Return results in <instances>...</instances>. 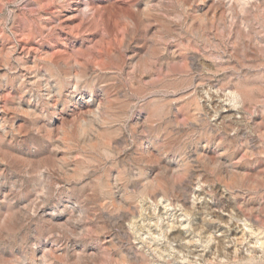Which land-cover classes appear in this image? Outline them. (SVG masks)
I'll return each instance as SVG.
<instances>
[{"label": "rangeland", "instance_id": "374dc122", "mask_svg": "<svg viewBox=\"0 0 264 264\" xmlns=\"http://www.w3.org/2000/svg\"><path fill=\"white\" fill-rule=\"evenodd\" d=\"M56 1L57 6L49 0L0 2V264H264V137L257 132L258 125L264 128V104L247 106L243 117L207 132L212 122L207 98L201 89L198 100L206 108L194 119L191 93L206 72L204 65L213 61L221 66L213 81L247 82L264 100V53L258 57L250 50L257 58L251 68L239 64V58L255 60L240 46L246 37L204 26L200 16L212 10L202 0H115L114 13L107 0ZM143 3L152 13L146 24L136 13ZM256 8L249 15L251 25L264 40V3ZM120 11L129 15L133 34L118 17ZM102 16L108 29L94 27ZM217 35L230 40L222 48L207 41ZM152 36L166 49L162 55L150 54L140 43ZM238 45L241 51L235 52ZM173 49L178 56L169 62L176 68L157 75L154 71L163 70L159 60ZM47 56L89 66L80 92L86 96L82 116L94 123L91 135L79 137L77 99H67L61 65L44 60ZM184 65L191 72L181 73ZM89 86L98 99L91 104ZM54 87L49 96L47 88ZM74 96L79 99L80 93ZM208 135L215 143L206 150L224 159V181L196 156ZM90 137L102 144L89 145ZM232 171L239 182L228 181ZM108 174L115 196L126 205L122 211L108 197ZM157 181H162L159 186ZM196 191L202 197L196 206L217 205L222 211L224 239L207 243L209 251L192 257L170 245L172 214H162L152 200L166 193L186 202L191 214L180 223L193 225Z\"/></svg>", "mask_w": 264, "mask_h": 264}, {"label": "bare ground", "instance_id": "6f19581e", "mask_svg": "<svg viewBox=\"0 0 264 264\" xmlns=\"http://www.w3.org/2000/svg\"><path fill=\"white\" fill-rule=\"evenodd\" d=\"M93 1V0H92ZM115 0H107V2L109 3L107 8L108 10L110 11H115V6L116 4L114 3ZM203 2L206 3V5H210L207 6L208 8H211L212 12H205L202 13L203 15L200 16L201 18V23L206 26V23L207 25L209 24V27L212 25H215L217 26L216 30H220L222 33L224 31H234V35L238 36V37H241V36H244L246 38H248V40L245 38V40L243 41H240V46L242 47V49L244 50H248L249 51V55L250 56H253L252 53H250V50L253 51V50H256V51H253L254 52V56H258L263 54L264 53V40L261 39L259 33H256L253 28H252V25H251V20H250V13L253 14L254 16V13L256 11V7L261 4V3H264V0H202ZM201 1V2H202ZM0 2H2V0H0ZM58 3L56 0H49V4L51 6H54L56 5V3ZM210 2H213L212 4H210ZM48 4V3H47ZM107 5V4H106ZM226 5V8L229 10L227 15L224 14V6ZM57 6V5H56ZM43 7V6H42ZM206 7V6H205ZM207 8V9H208ZM205 9V10H207ZM106 9H104V12H105ZM61 11V10H60ZM99 11V9H98ZM103 11V10H101ZM151 11V8L150 7H147V3H143L142 5L138 6L137 7V15L138 17H140V22L142 24H146V22H149L150 21V16L152 13H150ZM118 12V11H117ZM227 12V11H226ZM225 12V13H226ZM102 13V12H101ZM108 13H110L108 11ZM107 13V14H108ZM114 13V12H113ZM126 13V12H125ZM211 13V15H210ZM251 14V16H252ZM112 15V14H111ZM200 15V14H199ZM97 16V15H96ZM113 16H115L113 14ZM106 17V16H105ZM105 17H101L94 22L95 24V28L98 29V27L100 26H104L108 29L107 27V23L108 21L106 20ZM118 17L121 18V20L123 19V21H125V23H127V31H129V34H133V23L131 22V20H129V15L127 14H124L123 11L119 12L118 13ZM116 17V18H118ZM196 17V16H195ZM49 21L52 19V17H48ZM97 18V17H95ZM199 18V17H198ZM254 18V17H253ZM256 18V17H255ZM95 20V19H94ZM113 20H117V19H113ZM120 20V21H121ZM122 21V22H123ZM199 21V23H200ZM53 22V21H52ZM50 25H52L51 22H48ZM119 23V22H118ZM48 24V25H49ZM123 24V23H122ZM109 25V24H108ZM93 26V25H92ZM201 26V25H200ZM203 26V28H204ZM47 27V26H46ZM53 27V26H52ZM52 27H50V29H52ZM56 27V26H55ZM208 27V26H207ZM214 27V26H213ZM58 28V27H57ZM202 28V27H201ZM206 28V27H205ZM211 28V27H210ZM97 29L95 31H97ZM102 29V28H101ZM170 29V28H169ZM207 29V28H206ZM101 31H104V30H101ZM54 32V31H53ZM35 33V32H34ZM44 33V32H43ZM96 33V32H95ZM212 33V32H211ZM30 34H33V33H30ZM104 34V33H103ZM215 34V33H214ZM227 34V33H226ZM34 35V34H33ZM41 35V34H40ZM230 35V34H229ZM44 36V35H43ZM42 36V37H43ZM102 36V35H101ZM214 36V35H213ZM224 36V34H223ZM227 36V35H226ZM31 37V36H30ZM34 37V36H32ZM41 37V38H42ZM46 37V36H45ZM220 37V36H219ZM218 35H217V38L215 40L211 39V38H207V41H209V43H214L216 42V44H218L219 46L224 47V43L225 42H229L230 38L227 40H224L222 39L221 37L219 38ZM235 37V36H234ZM238 37H235L236 38V41L239 42L240 39H238ZM206 39V36L204 37ZM242 38V37H241ZM29 39V38H28ZM27 39V41H28ZM31 39V38H30ZM234 39V38H233ZM250 39V40H249ZM129 39H127L125 41V44L126 46L128 47L129 45ZM143 40V39H142ZM235 40V39H234ZM40 41V40H39ZM235 41V42H236ZM18 42V41H17ZM143 46H147L148 45V49H149V52L150 54H160L162 55L161 53L166 51L165 48H161L162 46L159 44V42L156 40V37L155 36H152L148 39V37H145V41L143 40L142 42ZM208 43V42H207ZM213 43V44H214ZM34 44V43H33ZM32 44V45H33ZM253 44H255L257 46V49H255L253 47ZM27 45V44H26ZM239 45H238V48L236 47L235 48V52H240L241 50L239 49ZM237 46V45H236ZM188 48V47H187ZM165 49V51H164ZM169 49V48H168ZM189 49V48H188ZM187 49V50H188ZM192 50V49H191ZM171 51V50H170ZM189 51V50H188ZM133 52V51H132ZM130 54V59L132 61V63L135 61V54L132 53ZM178 52V51H177ZM174 49L172 50L171 52V56L168 58L167 56H162L161 59L159 60V67H162L163 70H161V68H158L156 71H154V66H151L148 67L146 66V68H150V71H154L157 75L161 76L163 75V73H171L172 70L174 68H176V66H172L170 65L171 63L169 62V59L171 58H175L178 56V53H177ZM190 52V51H189ZM206 52V51H205ZM221 53L224 52V50L222 49L220 51ZM57 52H55L56 54ZM167 53V52H166ZM194 53V52H193ZM261 53V54H260ZM54 54V55H55ZM59 54V53H58ZM63 54V53H62ZM114 54V53H113ZM192 54V53H190ZM198 54V53H197ZM46 55H48L46 53ZM50 55V53H49ZM115 55V54H114ZM200 55H204V54H200ZM36 56V55H35ZM52 56V54L50 55ZM207 56V55H205ZM204 56V57H205ZM243 56V55H241ZM249 56V58H250ZM253 56V57H254ZM53 57V56H52ZM60 57V56H59ZM192 57L194 58V56L192 55ZM198 57V56H196ZM209 57V56H208ZM206 57V58H208ZM239 57V56H238ZM56 57L54 56V59H50V57H45L44 60L46 61H49V62H54L55 64H58V65H61V68H60V72L62 73V75L64 76V79H65V84L68 86V92L66 94V97L67 99L70 101L72 99H77L76 100V106L78 107L76 109V113L78 114L80 120L78 122V135L79 137L83 136V135H91L92 131L95 130L94 128V123L92 122V120H87L85 117H83L82 115L84 114L83 113V103L85 102L84 101V97L85 96V93H82L80 92V81L82 80L83 77H85L87 75V72H88V68L89 66H87V64L85 63H81V62H75V61H72V60H68V61H65V60H56L55 59ZM218 58V57H217ZM219 58H221V62L223 61L224 59V55H219ZM242 58V57H241ZM249 58L246 57L247 60H249ZM255 58V57H254ZM41 59V58H40ZM210 59V57L208 58ZM252 59V58H251ZM256 59L252 62H247L246 63V60H243L241 61L240 58H239V64L241 65H246L248 66L249 68H251L253 65L252 64H255L256 62ZM55 60V61H54ZM142 60V59H141ZM206 60V59H205ZM37 61V60H36ZM35 61V62H36ZM203 61V60H202ZM207 61V60H206ZM144 62V60H143ZM219 62V61H218ZM220 62V63H221ZM147 63V62H146ZM179 63V62H178ZM197 63V62H196ZM207 63V62H206ZM258 63V62H257ZM37 64V63H36ZM211 64V66H209ZM210 64H206L204 65L205 67V70L206 72L201 74L199 79L196 81V84L194 85V87H192V92L195 97H193L194 99H196V102L192 101V104L194 102L195 104V107H193L196 111V113L193 115V113L190 115L189 113V117H193L194 119H198L200 118V115H201V110L205 107L203 106L202 108V104L200 103V101L198 100V95L200 94L199 91H201V89L203 90L202 93H204V95L202 97H206L207 98V103L206 105L208 106V113L211 114L209 115L210 119L212 120L211 123H209L208 121H206L207 119H205L204 121L208 122L206 124V127H207V132L211 131V130H214V127L216 128V126L220 123H224V121H230V120H233V119H237V118H241L243 117L242 113H244L242 110H244L245 107H252L253 104H264V100H262L260 97H259V93H254V91L256 90V86L253 88L255 89L253 91L252 87L246 82L245 84L243 83H239L238 84H229V83H224V81H220L219 79H215L213 81V78L214 76H216L214 73L215 71H217V67L219 68L220 65H218L217 62H213V61H210ZM148 65V63H147ZM189 65V63H188ZM188 65H184L182 66V70H181V73L185 74V73H188V72H191V67L189 68ZM193 65V64H191ZM258 65V64H257ZM256 67V65H254ZM144 67V66H143ZM196 67V66H195ZM201 67V66H200ZM199 67V68H200ZM203 67V66H202ZM210 67V68H208ZM211 67H214L211 68ZM221 67V66H220ZM253 67V68H255ZM145 68V69H146ZM198 69V68H196ZM213 69V71H212ZM201 70V69H199ZM198 70V71H199ZM222 69H220L221 71ZM250 70V69H249ZM149 71V70H148ZM193 71V70H192ZM203 71V70H202ZM246 71V70H245ZM204 72V71H203ZM150 73V72H149ZM154 73V74H155ZM178 73V72H177ZM200 73V72H199ZM250 73L248 70H247V73L245 74V77L246 75ZM172 74V73H171ZM188 75V74H187ZM199 75V74H198ZM220 75V73H219ZM252 75V74H251ZM62 76V77H63ZM250 76V75H249ZM162 77V76H161ZM185 78V77H184ZM239 81H240V78H239ZM247 81V80H245ZM241 82V81H240ZM243 82V81H242ZM250 83V82H249ZM93 85V84H91ZM264 86V85H263ZM47 87V86H46ZM198 87H200V89H198ZM59 88V87H58ZM260 88V86L258 87ZM54 89H57L56 87L54 88H47L48 90V94L50 96L51 93H53ZM89 89H90V93L87 95L89 97L88 99V103L91 104V102L95 103L98 99L97 97H95V95L93 94V86H89ZM189 90V89H188ZM260 90V89H259ZM263 91V90H262ZM62 90L60 89L59 93L58 94H62ZM80 93V98H76V96H74V94L76 93ZM106 92V91H105ZM190 92L189 95H190ZM201 93V95H202ZM192 97V96H191ZM72 98V99H71ZM205 98V100H206ZM201 99V98H200ZM193 100V99H192ZM202 100V99H201ZM68 101V102H69ZM204 104V102H203ZM75 106V107H76ZM99 106V105H98ZM202 108V109H201ZM206 108V107H205ZM99 112V111H98ZM97 110L95 111L96 114H98ZM203 112V111H202ZM94 113V114H95ZM207 116V115H206ZM245 116V115H244ZM77 117V116H76ZM203 118V117H202ZM201 118V119H202ZM66 120V119H65ZM209 120V119H208ZM210 120V121H211ZM241 120V119H240ZM103 122H105L104 120H102ZM197 121V120H196ZM201 121V120H200ZM199 121V122H200ZM234 122V121H233ZM228 123H226L227 125ZM256 124L258 123H255V126ZM260 124V123H259ZM225 125V124H224ZM230 125V124H229ZM221 126V125H220ZM262 126V125H261ZM260 125H258L257 127V132H259V134L264 137V128L261 127ZM218 127V126H217ZM224 128V127H223ZM256 129V128H255ZM215 131V130H214ZM256 131V130H255ZM212 132V131H211ZM217 133V131H216ZM209 134V133H207ZM201 136V135H200ZM253 136V135H252ZM204 137V136H203ZM249 137V136H248ZM92 137H90V140H89V145L93 146V147H98L100 146L102 143L100 141V138L99 137H95V139H91ZM207 141L208 143L204 146V148H197L196 149V153L198 156V160L200 161V163H202V165L206 168V169H211L213 170L218 176L221 177V180L224 181V159L221 158V157H218V155L216 156L214 153H211L209 152L208 150H206L207 146H209L210 144L212 143H215V138L213 136H207ZM247 138V137H246ZM203 139V138H202ZM245 140V139H244ZM87 142V141H86ZM248 142V141H247ZM106 151V150H105ZM218 154V153H217ZM198 161V162H199ZM190 163V162H189ZM165 167V166H164ZM188 168V167H187ZM165 170V169H164ZM236 172V171H235ZM234 171H232V177L230 176V178L232 180H228V181H238V180H235L234 178V174H235ZM238 172V171H237ZM162 174V173H161ZM215 174V175H216ZM236 175H239V172L238 174ZM159 176V175H158ZM163 176V175H162ZM217 176V177H218ZM229 178V179H230ZM160 179V177H159ZM162 179V178H161ZM106 180L107 182H109L110 180V175L108 174L107 177H106ZM105 180V181H106ZM157 180H158V177H157ZM159 181V180H158ZM155 184H159L161 182ZM207 181V180H206ZM222 181V182H223ZM156 181H154L155 183ZM221 182V181H220ZM239 182V181H238ZM241 182V181H240ZM151 183V182H150ZM149 185H152L150 184ZM153 183V184H154ZM203 183V182H202ZM224 184V183H223ZM239 184V183H238ZM108 185V183L106 184ZM109 185H110V182H109ZM155 185H152L151 187L155 186ZM159 186V185H157ZM162 186V185H161ZM108 187V186H107ZM110 188H108V197L111 199V201L114 203V205L118 208V209H121L123 208L125 205V203L123 202V200H119L117 199V197L115 196L114 192H113V187H111V185L109 186ZM160 188V187H159ZM202 188V187H201ZM107 189V188H106ZM157 189V188H156ZM161 189V188H160ZM199 189V188H198ZM152 190H154L152 188ZM164 190V189H163ZM156 192V191H155ZM154 192V193H155ZM160 192V191H159ZM168 192V191H167ZM208 192V191H207ZM195 195V201H194V206H195V213L197 216V221L195 222V224H191L189 221L187 223H180V221L184 220L186 221V219L188 220L189 218V213L188 212V209H186V205L185 203L186 202H183V201H174L173 198H170L168 195H166V193H164L159 199L158 198H155L153 201L154 205H155V208L158 210H160V212L163 213H168V214H172V217L173 219L171 220V228L169 229V232L167 233V240L168 242L170 243V245H172L174 247V250L178 251V252H181V251H186L188 252L189 256H201V255H204L206 253V251H209L211 247L210 244L212 242H218V241H221L224 239V230H222V227H221V223L219 222L221 219V215H222V211H217V205H212V206H208V210L204 209L201 205L200 206H196L195 204L196 203H200L201 202V199L202 197L200 196V192L196 191L194 192ZM156 194V193H155ZM169 194V192H168ZM174 197V196H173ZM153 198V197H152ZM149 199V198H148ZM205 201V200H204ZM152 204V203H151ZM205 204V203H204ZM138 205V204H137ZM140 206V205H139ZM138 206V207H139ZM138 207L135 206V210L132 211V217H135V214L137 213L138 211ZM130 208V207H128ZM194 208V207H193ZM127 209V208H126ZM132 209V207H131ZM219 209V208H218ZM222 210V209H221ZM122 211V209H121ZM110 212V211H109ZM120 212V211H119ZM129 213V212H128ZM139 213V212H138ZM229 213V212H228ZM227 213V214H228ZM110 214V213H109ZM131 214V213H130ZM231 214V213H230ZM137 215V214H136ZM142 215V214H141ZM226 215V214H225ZM140 216V215H139ZM228 216V215H227ZM180 217H183L180 218ZM186 217V219H185ZM229 217V216H228ZM232 217V216H231ZM59 219L62 218V216H58ZM248 220L247 218L244 217V220ZM243 220V221H244ZM245 220V221H246ZM222 221V220H221ZM247 222V221H246ZM59 223V222H58ZM184 225V226H183ZM254 229V228H253ZM176 230V231H175ZM251 230V229H250ZM255 231V230H254ZM257 231V230H256ZM261 231V230H260ZM253 232V231H252ZM255 233V232H254ZM169 234V235H168ZM253 235V233H251ZM259 234V233H258ZM260 235V234H259ZM175 243V244H174ZM195 243H198L199 246H196ZM207 243H210L209 245ZM220 243V242H219ZM206 244V245H205ZM217 245V244H216ZM221 246V245H220ZM216 247V246H215ZM217 248V247H216ZM221 248V247H220ZM217 251V250H216ZM90 253V256L93 258H96L97 259V255L98 253L94 250H91ZM136 254V253H135ZM143 256V255H142ZM138 258V257H137ZM119 259V258H118ZM139 259V258H138ZM92 260V259H91ZM95 260V259H94ZM115 260V259H114ZM124 260V259H122ZM121 260V261H122ZM125 262V261H123Z\"/></svg>", "mask_w": 264, "mask_h": 264}]
</instances>
